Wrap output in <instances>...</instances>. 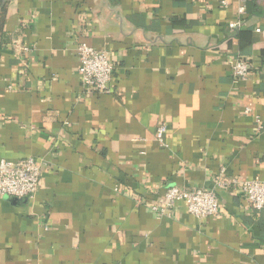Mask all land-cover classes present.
<instances>
[{
	"label": "crops",
	"instance_id": "obj_1",
	"mask_svg": "<svg viewBox=\"0 0 264 264\" xmlns=\"http://www.w3.org/2000/svg\"><path fill=\"white\" fill-rule=\"evenodd\" d=\"M79 43L113 94L83 88ZM257 117L264 0H0V161L43 164L34 199L0 198V264H264V211L231 184L264 180ZM171 187L217 190L220 214L158 216Z\"/></svg>",
	"mask_w": 264,
	"mask_h": 264
},
{
	"label": "built area",
	"instance_id": "obj_2",
	"mask_svg": "<svg viewBox=\"0 0 264 264\" xmlns=\"http://www.w3.org/2000/svg\"><path fill=\"white\" fill-rule=\"evenodd\" d=\"M245 4L248 0H239ZM223 7L228 6V0H221ZM245 13L244 5L240 7L239 14ZM242 22L231 24L230 28L237 29ZM28 50L27 48L25 49ZM79 60L78 74L83 88L92 94H113L112 80L115 71L114 63L108 54L97 50L87 43H79L76 48ZM251 64L248 60L236 58L231 62L232 76L235 80L245 81L250 77ZM247 114L250 110H247ZM256 123L259 131L264 130L262 120L257 117ZM167 127L161 125L157 129V141L163 146ZM42 162L35 158H27L20 162L0 161V198H14L17 200H32L39 190L42 177ZM225 169L219 180V187L230 185L225 177ZM229 183V184H228ZM239 187L242 195L249 201L251 207L257 211H264V180H249L231 182ZM166 205L164 207H153L160 217L171 216V213L180 203H184L187 212L198 220H205L220 214V201L218 191L209 188H200L194 191L171 187L165 194Z\"/></svg>",
	"mask_w": 264,
	"mask_h": 264
}]
</instances>
